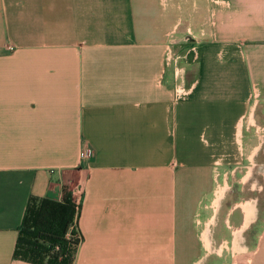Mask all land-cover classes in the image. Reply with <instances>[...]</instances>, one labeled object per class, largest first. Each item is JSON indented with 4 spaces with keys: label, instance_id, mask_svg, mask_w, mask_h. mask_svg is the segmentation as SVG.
Here are the masks:
<instances>
[{
    "label": "crops",
    "instance_id": "crops-1",
    "mask_svg": "<svg viewBox=\"0 0 264 264\" xmlns=\"http://www.w3.org/2000/svg\"><path fill=\"white\" fill-rule=\"evenodd\" d=\"M185 1L0 0V264L64 187L73 264H264V0Z\"/></svg>",
    "mask_w": 264,
    "mask_h": 264
},
{
    "label": "trees",
    "instance_id": "trees-1",
    "mask_svg": "<svg viewBox=\"0 0 264 264\" xmlns=\"http://www.w3.org/2000/svg\"><path fill=\"white\" fill-rule=\"evenodd\" d=\"M79 204L68 187L62 198L30 196L16 237L12 257L34 264H73L80 240Z\"/></svg>",
    "mask_w": 264,
    "mask_h": 264
},
{
    "label": "rangeland",
    "instance_id": "rangeland-1",
    "mask_svg": "<svg viewBox=\"0 0 264 264\" xmlns=\"http://www.w3.org/2000/svg\"><path fill=\"white\" fill-rule=\"evenodd\" d=\"M166 3H167V6H169L170 8H172V6L176 7V4L180 3L181 4V8H182V10H181L182 12L186 11L187 7H189V3L186 2L185 0H166ZM261 159H262V161H264L263 157H261ZM263 172H264V166H262V174L264 175ZM262 185L264 186V180H262ZM261 198H262V204H261L262 205V213H261V215L264 216V190L262 191ZM253 230L255 232L256 231H260L261 233H264L263 224H262V226L260 228V222H259V224L255 225ZM262 243H264V239L262 240Z\"/></svg>",
    "mask_w": 264,
    "mask_h": 264
},
{
    "label": "built area",
    "instance_id": "built-area-1",
    "mask_svg": "<svg viewBox=\"0 0 264 264\" xmlns=\"http://www.w3.org/2000/svg\"><path fill=\"white\" fill-rule=\"evenodd\" d=\"M180 89H182V88H180ZM182 91V90H181ZM89 154V150L88 149H86V150H84L83 151V156H86V155H88ZM73 263H74V261H73Z\"/></svg>",
    "mask_w": 264,
    "mask_h": 264
}]
</instances>
